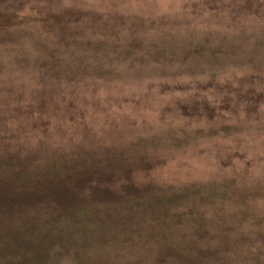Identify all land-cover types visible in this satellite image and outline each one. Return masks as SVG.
<instances>
[{
    "label": "rangeland",
    "instance_id": "obj_1",
    "mask_svg": "<svg viewBox=\"0 0 264 264\" xmlns=\"http://www.w3.org/2000/svg\"><path fill=\"white\" fill-rule=\"evenodd\" d=\"M0 23V148L100 156L116 186L150 193L88 212L98 253L109 238L131 243L133 264H213L200 232L264 234V0H0ZM73 33L95 52L77 54ZM67 51L78 68L56 72L50 57L66 65ZM166 193L177 200L163 206ZM225 250V264H249V250Z\"/></svg>",
    "mask_w": 264,
    "mask_h": 264
},
{
    "label": "trees",
    "instance_id": "obj_2",
    "mask_svg": "<svg viewBox=\"0 0 264 264\" xmlns=\"http://www.w3.org/2000/svg\"><path fill=\"white\" fill-rule=\"evenodd\" d=\"M71 36L76 43L75 49H79L77 54L83 56L84 48L85 51L95 52L93 49L96 47L85 44L81 38L77 39V33ZM48 53L52 55L53 52L49 50ZM66 58L67 64L63 65L58 58L50 57L51 66L55 67L56 72L62 73L66 68V71H74L78 68V59L72 58L68 51ZM90 69L95 74L102 75L105 72L97 62ZM7 146L0 148V264H92L91 259H100L109 252L114 264H133L136 261L133 259L136 257L135 252L129 249L131 243L124 246L111 244L109 238H103V242L99 243L103 246L98 253V245L89 237L92 225L87 215L90 210L97 211V207L101 206L100 201L139 200L140 205L141 200L146 199L150 193H142L144 191L131 185L116 186V182L124 181L123 177L116 176L104 162H100V156L94 161H90L86 153L84 157L82 154H68L61 161L46 158L39 160L34 157V153L26 158L17 156ZM133 159L132 157L131 160ZM116 160L117 158L114 159ZM127 164L129 165L127 158H119L115 166L119 170H125L128 168ZM164 199L163 206L177 200L176 195L168 193ZM14 218L20 220H8ZM16 225L19 226L14 228ZM224 231H233L239 237L229 241L224 237ZM206 232H200L198 251L216 248L219 257L213 264H225L227 260L231 262V255L228 256L225 250V247L231 246L241 253L249 250V264H264V234L261 227L254 228L249 223L243 226L240 222L231 227L225 226L220 229V235L213 237L212 244L211 240L210 243L203 242L207 240H204ZM172 234L170 230L164 236L172 237ZM81 240L84 241L76 243ZM251 240L255 245L250 243ZM187 242L182 243L184 249H192ZM93 245L95 251H92ZM164 245L167 246L166 241ZM73 247L76 249L72 250ZM170 251L175 252L172 249ZM162 257L164 261H170L165 256ZM179 262L205 264L204 254L198 261ZM242 262L248 264L244 259Z\"/></svg>",
    "mask_w": 264,
    "mask_h": 264
}]
</instances>
